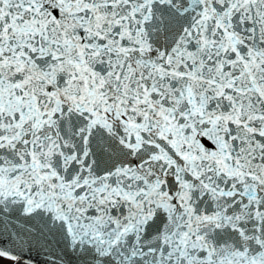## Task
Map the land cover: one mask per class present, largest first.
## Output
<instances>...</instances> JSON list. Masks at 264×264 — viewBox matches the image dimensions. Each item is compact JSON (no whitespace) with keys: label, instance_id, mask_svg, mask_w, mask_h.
Returning a JSON list of instances; mask_svg holds the SVG:
<instances>
[{"label":"snow or ice","instance_id":"1","mask_svg":"<svg viewBox=\"0 0 264 264\" xmlns=\"http://www.w3.org/2000/svg\"><path fill=\"white\" fill-rule=\"evenodd\" d=\"M0 264H264V0H0Z\"/></svg>","mask_w":264,"mask_h":264}]
</instances>
